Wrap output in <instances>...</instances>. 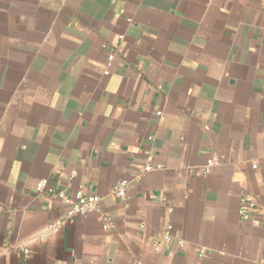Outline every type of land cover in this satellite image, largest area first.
<instances>
[{
  "label": "crops",
  "instance_id": "crops-1",
  "mask_svg": "<svg viewBox=\"0 0 264 264\" xmlns=\"http://www.w3.org/2000/svg\"><path fill=\"white\" fill-rule=\"evenodd\" d=\"M0 264H264V0H0Z\"/></svg>",
  "mask_w": 264,
  "mask_h": 264
},
{
  "label": "built area",
  "instance_id": "built-area-1",
  "mask_svg": "<svg viewBox=\"0 0 264 264\" xmlns=\"http://www.w3.org/2000/svg\"><path fill=\"white\" fill-rule=\"evenodd\" d=\"M112 56L107 58L108 65L112 61ZM108 72L105 71L104 75L108 76ZM160 115V114H159ZM220 165L219 161L216 160H209L207 164L201 169L203 172H207L210 168L214 166ZM152 167H147L145 170H151ZM158 168V167H157ZM73 176V175H72ZM128 181L122 180L120 183L115 185L111 190V193L114 197L119 200L124 199L127 192ZM36 194H45L49 197L53 196L60 201L65 207V212L63 217L56 219L49 223V225L45 228L42 233V236L48 237L55 235L61 228L62 224L66 220H70L73 218H84L87 217L89 214L99 210V205L101 203V199L96 195H86L82 191H78L74 194L73 197L67 195L65 190H56L51 187L47 180L42 179L37 182L35 187ZM240 217L243 220H249V215L246 214L243 208L239 210ZM105 227L110 225V221L108 217H105ZM172 238V227L170 225L166 226L163 233H162V241L168 242ZM159 246L155 247V250L158 251ZM19 253H26L24 249H20Z\"/></svg>",
  "mask_w": 264,
  "mask_h": 264
}]
</instances>
